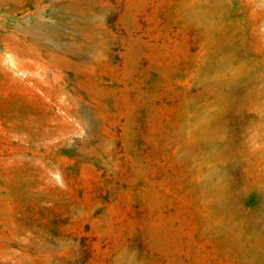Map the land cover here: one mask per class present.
<instances>
[{"label": "rangeland", "instance_id": "rangeland-1", "mask_svg": "<svg viewBox=\"0 0 264 264\" xmlns=\"http://www.w3.org/2000/svg\"><path fill=\"white\" fill-rule=\"evenodd\" d=\"M0 264H264V0H0Z\"/></svg>", "mask_w": 264, "mask_h": 264}, {"label": "bare ground", "instance_id": "bare-ground-1", "mask_svg": "<svg viewBox=\"0 0 264 264\" xmlns=\"http://www.w3.org/2000/svg\"><path fill=\"white\" fill-rule=\"evenodd\" d=\"M221 17L219 15H216V21L217 23L220 21ZM29 24L26 25L27 28L29 30V32L31 31L32 33L31 34H35L37 36H41V35H50V34H57L59 33V25L57 24H53V23H44V22H40V21H35V22H28ZM25 29V28H24ZM25 29V30H26ZM32 35V36H33ZM34 37V36H33ZM42 37V36H41ZM38 38V37H37ZM43 38V37H42ZM37 40V39H36ZM55 43V42H54ZM66 44V43H65ZM68 46V44H67ZM63 48V47H62ZM17 49V48H16ZM66 49V48H65ZM36 52V51H35ZM67 52V51H66ZM33 54V53H32ZM51 56V55H50ZM222 62H221V59L220 57H218V62H217V72H218V75L220 74V71H221V65ZM226 64H227V67H229V61H226ZM255 211H252V218L251 219V222L254 226H256L259 222H260V217H258L256 215V213H254Z\"/></svg>", "mask_w": 264, "mask_h": 264}]
</instances>
